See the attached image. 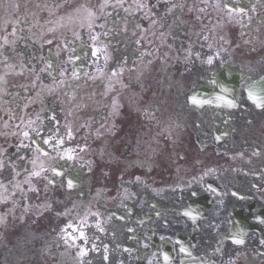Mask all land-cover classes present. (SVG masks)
<instances>
[{
  "label": "flooded vegetation",
  "instance_id": "1",
  "mask_svg": "<svg viewBox=\"0 0 264 264\" xmlns=\"http://www.w3.org/2000/svg\"><path fill=\"white\" fill-rule=\"evenodd\" d=\"M263 79L264 0H0V264H264Z\"/></svg>",
  "mask_w": 264,
  "mask_h": 264
},
{
  "label": "snow or ice",
  "instance_id": "2",
  "mask_svg": "<svg viewBox=\"0 0 264 264\" xmlns=\"http://www.w3.org/2000/svg\"><path fill=\"white\" fill-rule=\"evenodd\" d=\"M241 241H237V243H240Z\"/></svg>",
  "mask_w": 264,
  "mask_h": 264
}]
</instances>
